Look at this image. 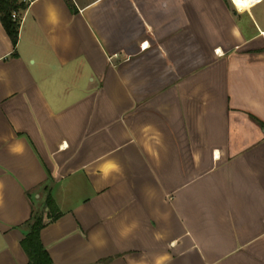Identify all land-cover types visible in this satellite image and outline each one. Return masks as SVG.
Wrapping results in <instances>:
<instances>
[{"label":"crops","instance_id":"0c3cea01","mask_svg":"<svg viewBox=\"0 0 264 264\" xmlns=\"http://www.w3.org/2000/svg\"><path fill=\"white\" fill-rule=\"evenodd\" d=\"M263 6L34 0L16 49L0 19V264L49 196L54 264H264Z\"/></svg>","mask_w":264,"mask_h":264},{"label":"trees","instance_id":"16d2710c","mask_svg":"<svg viewBox=\"0 0 264 264\" xmlns=\"http://www.w3.org/2000/svg\"><path fill=\"white\" fill-rule=\"evenodd\" d=\"M27 8L28 6L20 3L19 0H0V19L15 49L19 43L21 22L14 20L12 15L14 12L22 13ZM47 206L49 207V212L46 213L47 217L46 214L35 216L30 232L21 241V245L29 258L28 264H54L41 240V231L49 223L54 222L59 215L52 196L48 197Z\"/></svg>","mask_w":264,"mask_h":264},{"label":"bare ground","instance_id":"6f19581e","mask_svg":"<svg viewBox=\"0 0 264 264\" xmlns=\"http://www.w3.org/2000/svg\"><path fill=\"white\" fill-rule=\"evenodd\" d=\"M234 5L239 11H249L252 7L256 5L255 0H234Z\"/></svg>","mask_w":264,"mask_h":264},{"label":"built area","instance_id":"2783aa9c","mask_svg":"<svg viewBox=\"0 0 264 264\" xmlns=\"http://www.w3.org/2000/svg\"><path fill=\"white\" fill-rule=\"evenodd\" d=\"M19 1H20V3H24V4H26L27 6H29L30 4L33 3L34 0H19ZM232 1L235 3L234 0H232ZM262 1H263V0H255L254 3H255V4H259V3H261ZM12 17H13L14 20L20 21V22L22 23L23 16L21 15V13H19V12H14L13 15H12ZM263 36H264V33H263Z\"/></svg>","mask_w":264,"mask_h":264},{"label":"rangeland","instance_id":"374dc122","mask_svg":"<svg viewBox=\"0 0 264 264\" xmlns=\"http://www.w3.org/2000/svg\"><path fill=\"white\" fill-rule=\"evenodd\" d=\"M264 7V6H263ZM263 39H264V36H263ZM44 196V195H43ZM35 197H38V194L35 195ZM44 198V197H43Z\"/></svg>","mask_w":264,"mask_h":264}]
</instances>
